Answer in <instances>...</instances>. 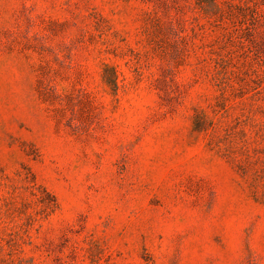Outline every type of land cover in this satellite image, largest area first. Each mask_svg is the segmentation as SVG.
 <instances>
[{"label":"rangeland","instance_id":"obj_1","mask_svg":"<svg viewBox=\"0 0 264 264\" xmlns=\"http://www.w3.org/2000/svg\"><path fill=\"white\" fill-rule=\"evenodd\" d=\"M0 264H264V0H0Z\"/></svg>","mask_w":264,"mask_h":264}]
</instances>
